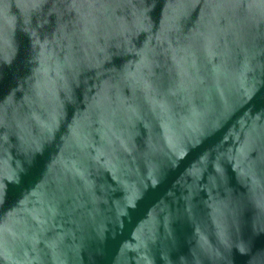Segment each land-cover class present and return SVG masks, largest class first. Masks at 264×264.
I'll return each mask as SVG.
<instances>
[{
	"label": "water",
	"instance_id": "water-1",
	"mask_svg": "<svg viewBox=\"0 0 264 264\" xmlns=\"http://www.w3.org/2000/svg\"><path fill=\"white\" fill-rule=\"evenodd\" d=\"M0 264H264V0H0Z\"/></svg>",
	"mask_w": 264,
	"mask_h": 264
}]
</instances>
